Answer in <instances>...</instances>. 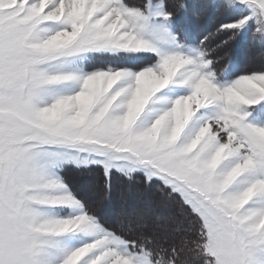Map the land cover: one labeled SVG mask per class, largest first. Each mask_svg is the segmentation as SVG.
<instances>
[{"label":"snow or ice","instance_id":"1","mask_svg":"<svg viewBox=\"0 0 264 264\" xmlns=\"http://www.w3.org/2000/svg\"><path fill=\"white\" fill-rule=\"evenodd\" d=\"M0 264H264V0H0Z\"/></svg>","mask_w":264,"mask_h":264},{"label":"rangeland","instance_id":"2","mask_svg":"<svg viewBox=\"0 0 264 264\" xmlns=\"http://www.w3.org/2000/svg\"><path fill=\"white\" fill-rule=\"evenodd\" d=\"M198 25L200 26H204L205 25V20L203 18H201L200 20L197 21ZM233 49L235 50L236 53V59H240L241 64L243 65H247L249 62H251L253 60L254 57H256L258 54L251 48H236L235 46L233 47ZM231 51V49L229 50V52ZM229 54V53H228ZM229 58L233 57L231 55H228ZM251 56L250 59H248V57ZM242 58H244V61L242 60ZM246 59V60H245ZM243 62V63H242ZM79 173H75V172H70L68 175H73V181L72 183L79 186L82 183H86L88 182L91 177L88 176L87 174H83V177H81L80 175H78ZM71 178V177H70Z\"/></svg>","mask_w":264,"mask_h":264},{"label":"trees","instance_id":"3","mask_svg":"<svg viewBox=\"0 0 264 264\" xmlns=\"http://www.w3.org/2000/svg\"><path fill=\"white\" fill-rule=\"evenodd\" d=\"M228 55H231L232 57H233V59L236 61V62H238V63H240L241 64V62H240V59L238 58V59H236V53H235V50L232 48L231 49V51L229 52V54ZM251 58V56H249L248 57V59H250ZM242 60L244 61V58H242ZM246 60V59H245ZM243 63V62H242ZM244 64V63H243ZM242 64V65H243ZM78 175H80L81 177H83V174H78ZM68 177H69V179L71 180V181H73V175H68ZM71 177V178H70Z\"/></svg>","mask_w":264,"mask_h":264}]
</instances>
